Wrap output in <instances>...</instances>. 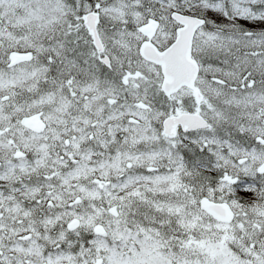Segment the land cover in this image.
<instances>
[{"label":"snow or ice","instance_id":"6c2138e0","mask_svg":"<svg viewBox=\"0 0 264 264\" xmlns=\"http://www.w3.org/2000/svg\"><path fill=\"white\" fill-rule=\"evenodd\" d=\"M0 264H264V0H0Z\"/></svg>","mask_w":264,"mask_h":264}]
</instances>
